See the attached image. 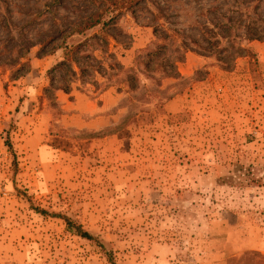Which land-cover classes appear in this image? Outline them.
<instances>
[{"label": "rangeland", "instance_id": "374dc122", "mask_svg": "<svg viewBox=\"0 0 264 264\" xmlns=\"http://www.w3.org/2000/svg\"><path fill=\"white\" fill-rule=\"evenodd\" d=\"M33 207L115 264H264V0H0V264H114Z\"/></svg>", "mask_w": 264, "mask_h": 264}, {"label": "crops", "instance_id": "0c3cea01", "mask_svg": "<svg viewBox=\"0 0 264 264\" xmlns=\"http://www.w3.org/2000/svg\"><path fill=\"white\" fill-rule=\"evenodd\" d=\"M113 91V88H111L110 90H99L92 94L80 91L75 92L74 107L76 109V122L78 123V120L83 118L84 124L91 127H97L99 124L105 122L109 115L110 106L115 104L114 99L119 96L118 91L114 93Z\"/></svg>", "mask_w": 264, "mask_h": 264}, {"label": "trees", "instance_id": "16d2710c", "mask_svg": "<svg viewBox=\"0 0 264 264\" xmlns=\"http://www.w3.org/2000/svg\"><path fill=\"white\" fill-rule=\"evenodd\" d=\"M96 20H98V19H96ZM98 23H99V21L92 20V21H90V23H86L87 24L86 28L95 26ZM5 144L8 146L9 150L15 156L12 141H11V139L8 136L5 139ZM15 158H16V156H15ZM33 208L37 212L41 213L42 215H50V216H54V217H58V218L63 219L65 221V223L67 225V228L69 230L74 231L79 236H82L84 238H87L89 240H92V241L98 243L105 250V252L107 253V255L109 257V260L115 264L114 258L112 256V252L107 250L105 244L102 241H100V239L96 235H94V234L90 233L89 231L85 230L83 228V226L80 223H78L76 220L72 219L70 216H68L66 214H63V213H50L49 211H47V210H45L43 208H40V207H33Z\"/></svg>", "mask_w": 264, "mask_h": 264}]
</instances>
